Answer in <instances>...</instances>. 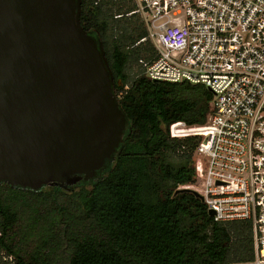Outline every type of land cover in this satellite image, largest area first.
<instances>
[{
    "label": "trees",
    "instance_id": "16d2710c",
    "mask_svg": "<svg viewBox=\"0 0 264 264\" xmlns=\"http://www.w3.org/2000/svg\"><path fill=\"white\" fill-rule=\"evenodd\" d=\"M135 0H82L81 25L102 43L124 139L90 180L41 189L0 185V264H226L253 259L250 222H215L192 190L201 139L171 125L205 126L212 93L155 82L141 60L157 52Z\"/></svg>",
    "mask_w": 264,
    "mask_h": 264
},
{
    "label": "water",
    "instance_id": "95a60500",
    "mask_svg": "<svg viewBox=\"0 0 264 264\" xmlns=\"http://www.w3.org/2000/svg\"><path fill=\"white\" fill-rule=\"evenodd\" d=\"M81 12L82 0H0V185L90 180L123 142L114 75Z\"/></svg>",
    "mask_w": 264,
    "mask_h": 264
},
{
    "label": "built area",
    "instance_id": "2783aa9c",
    "mask_svg": "<svg viewBox=\"0 0 264 264\" xmlns=\"http://www.w3.org/2000/svg\"><path fill=\"white\" fill-rule=\"evenodd\" d=\"M156 56L141 60L153 81L205 86L213 112L205 126L178 122L172 138L198 137V193L215 222H250L264 264V0H135ZM15 264L13 256H4Z\"/></svg>",
    "mask_w": 264,
    "mask_h": 264
},
{
    "label": "rangeland",
    "instance_id": "374dc122",
    "mask_svg": "<svg viewBox=\"0 0 264 264\" xmlns=\"http://www.w3.org/2000/svg\"><path fill=\"white\" fill-rule=\"evenodd\" d=\"M185 188H187V186L181 187V189H185Z\"/></svg>",
    "mask_w": 264,
    "mask_h": 264
}]
</instances>
